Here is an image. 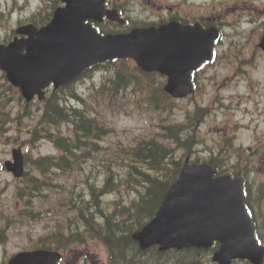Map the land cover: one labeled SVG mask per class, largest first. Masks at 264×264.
Masks as SVG:
<instances>
[{"label": "water", "instance_id": "95a60500", "mask_svg": "<svg viewBox=\"0 0 264 264\" xmlns=\"http://www.w3.org/2000/svg\"><path fill=\"white\" fill-rule=\"evenodd\" d=\"M95 3L69 0L70 6L58 8L46 27L39 31L23 29L27 38L15 39L7 47L0 45V68L24 96L30 98L35 93L42 96L41 89L51 81L57 87L93 63L124 57L133 58L143 70L167 74L164 89L172 96L190 92V71L199 60L209 56L208 36L205 35V40L187 42L189 29L178 31L174 24H169L100 37L81 26L84 19L94 15ZM170 41L178 44L170 45ZM201 168L185 166L182 169L158 209L162 222L170 225L171 219L177 221L186 216L193 238L209 241L218 237L222 241V254L233 250L234 255L246 256L254 242L239 184L210 181L208 170ZM174 211H185L186 215ZM141 232L136 236L140 246L154 241L181 245L192 238V233L185 229H176L161 237L147 230Z\"/></svg>", "mask_w": 264, "mask_h": 264}, {"label": "trees", "instance_id": "16d2710c", "mask_svg": "<svg viewBox=\"0 0 264 264\" xmlns=\"http://www.w3.org/2000/svg\"><path fill=\"white\" fill-rule=\"evenodd\" d=\"M110 82L112 91L126 89L130 84L133 90L146 91L151 104L160 106L162 103V91L147 88L146 75L129 69L125 63L116 70ZM105 86L102 93L106 92L107 97V92L110 91H107L108 84ZM65 88L73 91L72 85ZM57 98L58 94L53 92L44 99L41 105L42 119L35 128L41 132L33 131L31 135L49 139L59 153L50 156L48 160L34 161L39 174H42L33 177L31 184L39 194L45 193L44 196L51 201L50 205L63 214L59 221L66 217L69 221L67 225L84 226L95 232L105 228L102 229L104 239L110 236L116 238L115 234L123 236L125 226L117 220L109 219L122 209L116 206L123 193L119 189L124 186L136 189L138 201L135 208L141 212L153 210L178 172L180 161L175 159L173 151L181 150V154L186 152L189 142L181 135L178 125H160L158 131H149V137H141L133 146L122 148V155L128 160L124 166L125 174H122L115 171L113 166L117 157H112V163L104 166L93 157L95 145H85L86 141L100 135L101 127L97 124L96 117L85 108L64 107L59 101H55ZM51 166H54V171L49 181ZM55 176H59V180L56 178L54 182ZM115 178L120 181L114 182ZM108 193L118 194L106 198ZM100 214H104L102 224L98 218ZM125 237L130 242L129 237ZM131 245L132 243L130 248Z\"/></svg>", "mask_w": 264, "mask_h": 264}, {"label": "rangeland", "instance_id": "374dc122", "mask_svg": "<svg viewBox=\"0 0 264 264\" xmlns=\"http://www.w3.org/2000/svg\"><path fill=\"white\" fill-rule=\"evenodd\" d=\"M6 1L7 0H0V5H5ZM46 1L47 0H30L29 2V0H25L24 3L21 5L20 9H26V12L19 16V18L27 16L32 11V7H39V9L41 10L42 7L46 4ZM209 1L210 4H207L204 7H200L201 9H204L203 14L201 15L202 17L204 16L205 19L209 16L215 22L230 24V26H232L236 23H239L241 19H244L246 17L245 20L250 23V27H254L256 29L253 31V33L262 29L263 25L261 24L263 23L264 19V0H238L234 3H230L226 0H220V2L215 3H212L213 0ZM129 2L130 5H134L137 8L136 13H141L142 16L146 17L152 15L151 17L155 19L159 16L167 14L164 9L165 7L171 5V1L169 0H129ZM125 4H128V2H125ZM9 5L12 4L9 3ZM176 8L178 9L179 13L187 12L191 15H196L197 13L199 14L198 9H196V6L188 0H182L181 5H178ZM14 9V12L16 14L21 12L18 10L17 6L14 7ZM234 9H238V12L243 13V17L238 18L236 13L232 11ZM4 10L5 12L1 16L3 18H0L1 38H4L6 36L10 27L14 25L19 19L18 17H16L15 20L11 21L12 16H9L10 13L6 10V6H4ZM233 27H231V29H233ZM247 29H249V27H247ZM235 34L236 32L233 31L230 34L229 38L234 41H240V36L238 35L239 32L236 36ZM248 36L250 35H246L242 39V41ZM254 39L255 37L253 36V40ZM232 40L224 41L219 45V49H217L220 52H217L219 56L230 55L237 48L236 46L231 45ZM249 42L250 38H248L246 40V43H244L241 49L242 51L237 52V54L235 55V60L231 61L232 57L219 58V60L204 68L203 71L200 72V74H196L198 88H196V93L193 98H188L183 101L173 100V102H168L167 106L173 107L175 116L178 118L176 119V121L181 120L184 115L192 116L194 113L193 109L197 104H208V106L211 108V110L207 111V116L206 113L202 115H205V118L203 119L204 123L201 124V129L205 131V142L204 144L198 145L196 147L203 148L205 145H208L210 147L217 146L219 138L223 136V131H221L220 133L215 131L216 125L222 126L224 124L227 127H233L235 122H228V120L231 121V112L227 111L226 108H224L223 106L221 107L219 105V101H222V98L224 96H231V93L229 94V91H236L238 89H241V86H239V83L236 81V79H234V77L235 75H241L242 68L246 65L245 58L251 48V43ZM127 62L130 65L134 64L133 61ZM114 73L115 67L108 66L99 71L98 73H95L97 76V78H95V81H97L98 79V81L100 82L102 77L106 78L108 76L113 75ZM85 79L86 78L80 80L79 86L84 89V95L87 98H92V96H89L91 95L90 90L92 89V87L90 86L94 83V81L85 82ZM1 81L2 80L0 78V83ZM136 99L138 100L139 98H134V100ZM231 104V100H228L227 105L229 106V108H232ZM233 104H236L235 100L233 101ZM10 107L13 108V105H10ZM6 109H8L7 106ZM144 118L147 120L146 116ZM195 118H197V116ZM113 121L116 126V132L112 135V137L108 140L106 144L113 143L119 138H130L133 134L139 133L144 127L142 116L139 118L135 112L121 114L114 118ZM8 148V146H5L0 141V158L8 157ZM12 236L14 240V245H17V241L21 240L22 235L13 234Z\"/></svg>", "mask_w": 264, "mask_h": 264}, {"label": "flooded vegetation", "instance_id": "af4514ba", "mask_svg": "<svg viewBox=\"0 0 264 264\" xmlns=\"http://www.w3.org/2000/svg\"><path fill=\"white\" fill-rule=\"evenodd\" d=\"M251 200H252L251 202L254 203V205H257L260 202V199H256V198H252ZM256 212H257V216L256 217L253 216L252 218L253 226H254V233L257 239L259 240V242L261 243V245L264 246V211L261 212L260 209H256ZM167 255L169 258L164 257V255L160 256L162 258L160 260L161 264H164V263L171 264L170 254L167 253ZM179 264H193V263L188 259H180ZM196 264H199V262ZM229 264H251V263L246 260L234 259L230 261ZM261 264H264V260Z\"/></svg>", "mask_w": 264, "mask_h": 264}, {"label": "bare ground", "instance_id": "6f19581e", "mask_svg": "<svg viewBox=\"0 0 264 264\" xmlns=\"http://www.w3.org/2000/svg\"><path fill=\"white\" fill-rule=\"evenodd\" d=\"M171 178V177H170ZM116 238L113 236L109 237L110 245L115 252L116 256L123 258L125 261L131 260L135 254L132 247L130 248V243L127 237L124 235L115 234ZM121 237V238H119ZM140 264H145L143 257H140Z\"/></svg>", "mask_w": 264, "mask_h": 264}]
</instances>
